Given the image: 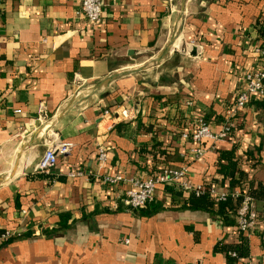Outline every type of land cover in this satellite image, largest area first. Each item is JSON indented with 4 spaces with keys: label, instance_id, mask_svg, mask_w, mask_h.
<instances>
[{
    "label": "crops",
    "instance_id": "1",
    "mask_svg": "<svg viewBox=\"0 0 264 264\" xmlns=\"http://www.w3.org/2000/svg\"><path fill=\"white\" fill-rule=\"evenodd\" d=\"M101 1L102 21L90 26L80 0H0V232L21 233L0 247V264H264V201L253 199L248 232L188 208L164 185L153 199L163 208L152 214L122 202L129 179L162 167L187 166L189 183H209L219 151L233 145L243 187H264L261 97L236 114L228 137H182L198 116L218 132L243 74L264 68L255 51L264 0ZM191 41L199 50L182 53ZM119 107L135 116L100 118ZM56 136L73 144L69 153L35 172ZM242 241L248 254L230 260L224 246Z\"/></svg>",
    "mask_w": 264,
    "mask_h": 264
},
{
    "label": "built area",
    "instance_id": "2",
    "mask_svg": "<svg viewBox=\"0 0 264 264\" xmlns=\"http://www.w3.org/2000/svg\"><path fill=\"white\" fill-rule=\"evenodd\" d=\"M101 0H80L77 14L82 20L90 25L96 26L102 21L103 7ZM199 50L200 46L196 45L194 41L187 43L184 48H181V52L184 54L191 53L192 49ZM257 54L264 58V44L259 45L255 49ZM75 82L81 81L78 77H75ZM264 96V68L257 71H246L242 77V86L236 92L233 101L226 107L224 112L221 128L218 132L213 133L206 120L203 117H196L194 119V127L190 133H182V137L190 138L194 142H201L204 139H221L226 138L230 134L233 128V118L241 111L251 97H263ZM135 116V110L119 107L113 112L108 109H102L100 112V118L112 120L113 123L118 120L126 121L131 120ZM112 128V125H105L103 135H100L97 139V159L100 163H103L107 159L108 147L101 141V137L106 136ZM73 144L69 141L60 140L58 136L54 137L47 143L46 148L42 155L39 157L37 163L34 166V170L37 173H49L52 167H54L59 160L67 153H69ZM194 153L199 156L203 153V149L200 147L194 148ZM81 171L70 173L71 176L81 175ZM187 166L174 167H162L156 173L150 175L147 178L133 177L129 179V188L125 191L124 198L122 200L126 208L131 210H137L144 208L147 203L154 199L155 190L158 185L173 186L181 191H191L195 195H202L209 192L211 195L216 196L219 200H225L227 197L237 198L241 197V204L237 210L236 224L237 228L241 232H248L255 224L257 218V212L255 208L254 200L246 193H241L235 188H218V187H206L203 184H191L186 180ZM121 178L119 176L105 177L106 182H117ZM21 233L17 230H2L0 232V247L10 241L17 238ZM230 256H236L234 252H228Z\"/></svg>",
    "mask_w": 264,
    "mask_h": 264
},
{
    "label": "trees",
    "instance_id": "3",
    "mask_svg": "<svg viewBox=\"0 0 264 264\" xmlns=\"http://www.w3.org/2000/svg\"><path fill=\"white\" fill-rule=\"evenodd\" d=\"M259 30L262 34L263 30ZM254 103L258 108H261L264 111V96L259 100H254ZM145 128L149 131L151 126L149 125ZM156 153H158L157 155L159 157L165 154L162 150L157 151ZM239 162V157L236 155V148L234 145L229 150L219 151L215 163V175L209 183H203V185L206 187L236 188L242 194L246 193L255 200L264 201V187L262 185L257 183L256 186H254L252 182H248V184L243 187V180L246 174L238 167ZM166 189L170 192L172 199L184 197L188 208L213 213L214 215H217L223 223L230 225L235 224L237 210L241 204V197H227L225 200H219L209 192L202 195H195L191 191L175 190L172 186H166ZM160 208L163 207L152 200L147 203L144 208L138 209L137 212L140 214H152ZM66 219L67 217L61 216V226L65 225ZM224 249L226 252H234L236 254V256H231L229 258L232 261L243 258L248 254L245 241L230 247L224 246Z\"/></svg>",
    "mask_w": 264,
    "mask_h": 264
},
{
    "label": "bare ground",
    "instance_id": "4",
    "mask_svg": "<svg viewBox=\"0 0 264 264\" xmlns=\"http://www.w3.org/2000/svg\"><path fill=\"white\" fill-rule=\"evenodd\" d=\"M17 169V168H16ZM7 172V171H6ZM9 172V171H8ZM14 175V174H13ZM6 178V177H5ZM4 181V180H3Z\"/></svg>",
    "mask_w": 264,
    "mask_h": 264
},
{
    "label": "water",
    "instance_id": "5",
    "mask_svg": "<svg viewBox=\"0 0 264 264\" xmlns=\"http://www.w3.org/2000/svg\"><path fill=\"white\" fill-rule=\"evenodd\" d=\"M192 54H193V52H192Z\"/></svg>",
    "mask_w": 264,
    "mask_h": 264
}]
</instances>
